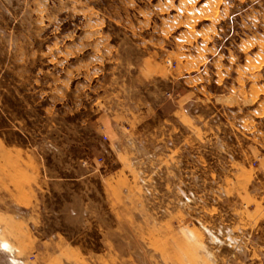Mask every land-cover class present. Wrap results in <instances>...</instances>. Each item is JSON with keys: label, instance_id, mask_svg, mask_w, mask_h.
I'll return each mask as SVG.
<instances>
[{"label": "rangeland", "instance_id": "rangeland-1", "mask_svg": "<svg viewBox=\"0 0 264 264\" xmlns=\"http://www.w3.org/2000/svg\"><path fill=\"white\" fill-rule=\"evenodd\" d=\"M174 92L206 118L183 150ZM150 123L152 154L106 146ZM0 242V264H264V0H0Z\"/></svg>", "mask_w": 264, "mask_h": 264}, {"label": "crops", "instance_id": "crops-1", "mask_svg": "<svg viewBox=\"0 0 264 264\" xmlns=\"http://www.w3.org/2000/svg\"><path fill=\"white\" fill-rule=\"evenodd\" d=\"M198 98V99H197ZM196 100L190 97L189 93L174 92L163 102L157 109L158 114L163 115V119H167L168 126L166 128L167 134L169 133V139L167 137L166 145L171 148H181L182 150L187 148L186 144L190 141V134L184 127L181 121L184 118L189 119L191 114L198 128L201 130V126L206 122L205 115L201 109V96L197 97ZM198 100V101H197ZM202 119L204 121L202 122ZM149 125V137H141V129L137 130L136 127L125 126L118 127H108V143L107 147L110 148L116 155H125L130 153V149L135 150L138 147L148 146L149 153L152 154V149H157V146L161 144V127L150 123ZM178 132V135L175 134ZM189 134V136H188ZM163 140V139H162ZM152 157V155H149ZM150 157V158H151Z\"/></svg>", "mask_w": 264, "mask_h": 264}, {"label": "bare ground", "instance_id": "bare-ground-1", "mask_svg": "<svg viewBox=\"0 0 264 264\" xmlns=\"http://www.w3.org/2000/svg\"><path fill=\"white\" fill-rule=\"evenodd\" d=\"M1 243V248H3L4 250L9 251L10 253L12 252V248L5 242H0ZM1 250V249H0ZM14 259V258H13ZM15 260V259H14ZM14 263V262H13Z\"/></svg>", "mask_w": 264, "mask_h": 264}, {"label": "built area", "instance_id": "built-area-1", "mask_svg": "<svg viewBox=\"0 0 264 264\" xmlns=\"http://www.w3.org/2000/svg\"><path fill=\"white\" fill-rule=\"evenodd\" d=\"M105 139V137H103Z\"/></svg>", "mask_w": 264, "mask_h": 264}]
</instances>
